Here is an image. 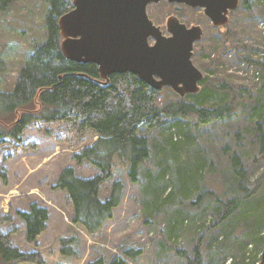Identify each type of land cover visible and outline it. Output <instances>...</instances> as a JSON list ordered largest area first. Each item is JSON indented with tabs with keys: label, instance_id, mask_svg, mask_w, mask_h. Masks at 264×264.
Masks as SVG:
<instances>
[{
	"label": "trees",
	"instance_id": "1",
	"mask_svg": "<svg viewBox=\"0 0 264 264\" xmlns=\"http://www.w3.org/2000/svg\"><path fill=\"white\" fill-rule=\"evenodd\" d=\"M19 1L22 0H0V12ZM44 1L49 8L45 39L28 56L12 88L0 89V160L18 149L21 153L36 149L35 143L23 138L30 128L72 148V159L77 166L87 163L98 174L80 177L67 167L60 171L54 187L66 193L72 224L90 236L98 234L120 205L125 185L113 179L122 169L130 183L139 184L145 196H151L150 210H157L160 205L171 209L167 218L170 235L182 230L185 223L193 224L191 211L204 206L207 200L213 205L214 225L223 224L240 212L243 226L238 229L249 239L258 237L263 246L264 193L260 191L264 188V171L250 182L241 159L233 154L230 178L205 184V176L215 174L213 165L196 148L180 122L193 118L198 125H208L229 118L234 111L228 95L232 91L230 86L223 80L214 83L203 77L198 93L176 95L173 100L159 104L162 89L150 88L133 74H113L102 79L95 64L71 62L60 50L57 20L72 9V0ZM255 65L264 94V61ZM4 67L0 61V72ZM253 112L259 117L257 133L262 145L264 96L261 107ZM154 131H159L161 140L150 141L148 135ZM153 157L157 172L143 173V167ZM108 180L113 183L108 197L102 199V186ZM213 184L222 189L216 191L215 186L211 187ZM251 200L254 204H250ZM203 210L207 212L206 208ZM18 216L24 223L27 243L35 244L46 230L47 210L32 203L28 211ZM9 221L8 216L0 214V225ZM60 252L72 254L66 238L60 240ZM178 252L187 256L190 264H202L199 246L191 255ZM122 254L134 261L143 255V249L129 244ZM23 263L45 264L39 253H24L13 246L10 234L0 229V264ZM89 264L126 262L122 258L108 262L100 257Z\"/></svg>",
	"mask_w": 264,
	"mask_h": 264
},
{
	"label": "rangeland",
	"instance_id": "2",
	"mask_svg": "<svg viewBox=\"0 0 264 264\" xmlns=\"http://www.w3.org/2000/svg\"><path fill=\"white\" fill-rule=\"evenodd\" d=\"M48 9L44 0H22L0 12V61L5 64L0 72V89L12 88L28 56L44 41ZM147 15L164 34L170 16L187 26H201L203 36L193 46L192 62L208 82L223 80L232 90L227 93L234 105L229 118L208 125H198L193 118L180 120L196 148L213 165L215 174L205 176V184L230 178L233 154L241 159L249 181H255L264 171V142L260 144L259 117L253 112L261 107L264 96L259 87V69L255 65L264 61V0H240V6L229 14L225 26L219 28L212 27L201 10L182 4L165 1L151 4L147 7ZM176 95L165 87L157 102L165 104ZM262 134L264 140V124ZM148 137L151 142L162 139L159 131ZM23 138L35 143L36 149L26 153L18 149L0 160V214L10 219L0 225V229L10 234L11 244L20 251L39 253L45 264H89L100 257L108 262L122 258L126 264H190L187 256L178 251L191 255L199 246L202 264L260 263L264 245H260L258 237L249 239L238 229L243 226L240 212L216 226L211 212L213 205L206 200L204 206L191 211L193 224L185 223L182 230L170 235L167 218L171 209L160 205L159 209L150 210L151 196H145L139 184L130 183L122 169L113 179L125 185L120 205L98 234L87 235L72 224V210L68 207L66 193L54 186L64 168L71 167L78 176L85 178L97 175L98 171L87 163L77 166L72 159L73 149L57 143L54 137L47 138L30 128L23 133ZM157 169L153 157L142 172H157ZM112 183L108 180L103 184L102 199L108 197ZM214 186L216 191L222 189L214 184L211 187ZM250 202L254 204L255 201ZM32 203L47 210L46 230L35 244L27 243L24 223L18 216L20 212L28 211ZM62 238L67 239L72 254L60 252ZM129 244L142 248L143 255L134 261L125 258L122 250Z\"/></svg>",
	"mask_w": 264,
	"mask_h": 264
},
{
	"label": "water",
	"instance_id": "3",
	"mask_svg": "<svg viewBox=\"0 0 264 264\" xmlns=\"http://www.w3.org/2000/svg\"><path fill=\"white\" fill-rule=\"evenodd\" d=\"M163 0H72V9L57 25L65 59L92 63L100 78L130 73L154 90L165 87L184 97L200 91L202 72L192 62L200 27L186 28L175 17L167 21L169 37L148 18L147 7ZM201 8L215 25H224L239 0H164ZM152 41V43H151ZM264 263V249L259 264Z\"/></svg>",
	"mask_w": 264,
	"mask_h": 264
},
{
	"label": "flooded vegetation",
	"instance_id": "4",
	"mask_svg": "<svg viewBox=\"0 0 264 264\" xmlns=\"http://www.w3.org/2000/svg\"><path fill=\"white\" fill-rule=\"evenodd\" d=\"M164 1V0H163ZM165 2H167V1H165ZM168 3V2H167ZM170 4V3H169ZM172 4H176V3H172ZM183 5V4H182ZM185 6V5H184ZM240 6V0H239V2H238V6H237V8ZM188 7V6H187ZM190 8V7H189ZM236 8V9H237ZM190 9H198V10H201L202 11V13H203V16L209 21V23L212 25V27H214V28H219V27H222V26H225V24L224 25H218V26H215L211 21H210V19L209 18H207L206 16H205V14H204V10L203 9H201V8H190ZM235 10V9H234ZM234 10H232V11H234ZM232 11H229L228 12V14H227V17H229V14L232 12ZM170 17H175V16H170ZM170 17H168L167 18V20H166V24H165V28H166V30H165V33L166 34H164L163 33V31L161 30V28L159 27V26H157V27H159L160 28V30H161V33H162V35L163 36H165V37H169L170 35H169V33L167 32V21H168V19L170 18ZM176 18V17H175ZM180 22V21H179ZM181 24H183L186 28H191V27H200V29L202 30V36H203V28L201 27V26H199V25H191V26H187L186 24H184V23H182V22H180ZM156 26V25H155ZM202 36H201V38H202ZM201 40V39H200ZM152 43V42H151Z\"/></svg>",
	"mask_w": 264,
	"mask_h": 264
},
{
	"label": "bare ground",
	"instance_id": "5",
	"mask_svg": "<svg viewBox=\"0 0 264 264\" xmlns=\"http://www.w3.org/2000/svg\"><path fill=\"white\" fill-rule=\"evenodd\" d=\"M173 132V131H172Z\"/></svg>",
	"mask_w": 264,
	"mask_h": 264
}]
</instances>
